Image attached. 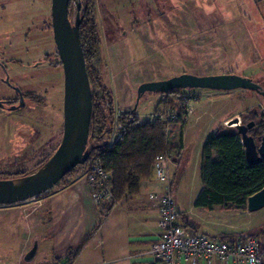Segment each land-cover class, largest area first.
<instances>
[{
    "label": "rangeland",
    "instance_id": "obj_1",
    "mask_svg": "<svg viewBox=\"0 0 264 264\" xmlns=\"http://www.w3.org/2000/svg\"><path fill=\"white\" fill-rule=\"evenodd\" d=\"M94 1L101 60L91 71L112 91L117 109H135L140 120L146 121L151 114L168 108L181 110L185 99L194 95L193 111L169 124V128H181L189 121L186 141L193 157L208 122L228 127L227 121L234 117L240 123L260 121L264 98L247 90L183 89L169 97L145 92L140 99L138 91L143 83L183 74L196 78L236 74L264 87V0ZM50 3L0 0V65L7 67L10 79H16L18 69L41 79L34 87V95H41L40 105L30 104L28 117L22 119L16 112L0 108V179L35 171L51 156L62 136L63 71L52 36ZM36 62L40 66H35ZM4 74L0 68V78ZM28 84L34 86L33 80ZM10 95L0 82V98ZM197 116L201 118L192 125ZM179 132L172 134L179 136ZM115 136L112 133L105 138L111 142ZM187 166V176L181 174L182 168L178 173L181 180L191 178V161ZM60 181L55 188L62 186ZM172 195L176 201L174 189ZM39 198L26 202V212L37 211ZM252 215L253 224H264V207ZM15 216L20 219L13 224ZM22 216L0 212V264H15L34 244L27 240L28 223ZM26 240L29 247L24 251Z\"/></svg>",
    "mask_w": 264,
    "mask_h": 264
},
{
    "label": "crops",
    "instance_id": "obj_2",
    "mask_svg": "<svg viewBox=\"0 0 264 264\" xmlns=\"http://www.w3.org/2000/svg\"><path fill=\"white\" fill-rule=\"evenodd\" d=\"M200 118L197 116L192 125ZM188 122L184 121L181 128L177 125L171 127L172 132L181 130L183 145L180 161L169 163L177 221L191 233H202L213 240L223 241L228 237L235 243L242 237L241 242H244L243 238L256 235L264 229L262 223L253 224L252 212L247 208H207L194 204L202 189L199 170L202 144L206 136L221 124L215 127L213 122H208L193 157L189 155L190 146L186 141ZM189 161L193 167L191 178L184 177L181 180L178 173L182 168L181 174L187 176ZM163 190L164 186L156 185L151 178L141 182L140 190L135 195L124 197L113 205L109 201L95 204L89 197L87 180L82 176L67 186L54 187L40 195L35 213L26 212L25 204L29 199L0 205V212L23 214V219L28 223L27 240L37 245L35 256L30 261H36V264H55L59 260H66L70 264H157L150 249L160 237L158 221L161 213L158 202L151 200L149 194ZM19 219L15 216L13 224ZM243 226L245 228H240ZM258 239L264 244V237ZM27 240L24 251L29 247ZM24 263L23 258L15 262ZM179 264L239 263L231 259H199L195 263L181 260Z\"/></svg>",
    "mask_w": 264,
    "mask_h": 264
},
{
    "label": "trees",
    "instance_id": "obj_3",
    "mask_svg": "<svg viewBox=\"0 0 264 264\" xmlns=\"http://www.w3.org/2000/svg\"><path fill=\"white\" fill-rule=\"evenodd\" d=\"M77 1L80 4L81 17L79 35L92 96L87 143L89 156L82 164L71 169L60 182H64L62 186H67L85 176L92 161L98 159L103 168L109 172L106 184L112 197L108 201L113 205L124 197L137 194L141 182L152 178L153 163L157 155H167L172 162L180 161L183 147L182 134L181 130L179 136L172 134L169 124L173 121H141L136 110L116 108L112 91L100 80L97 72L93 74L91 71L101 60L95 1ZM72 6V1H69V19ZM181 90L183 89H174L163 94L169 97ZM246 90L264 98V95L254 90L244 89ZM172 101L171 99L170 103ZM180 116L182 117L181 114ZM259 120L247 131L257 144L264 135V114L259 115ZM166 127H168L167 133ZM112 133L118 137L110 142V139L105 137L111 136ZM49 157L50 155L45 162ZM45 162L43 161L35 170ZM199 170L202 189L195 199L196 206L245 209L247 198L264 188V161L257 164H249L246 161L240 136L232 126L220 125L213 133L206 136L200 151ZM30 173L32 172L24 173L21 177ZM68 177L70 178L67 179ZM260 236L264 237V229L246 238L258 239ZM246 238H243L244 241ZM241 240L242 237H239L238 241ZM223 241L230 245L234 244L233 241L228 240V237ZM259 243L264 249V244L260 241Z\"/></svg>",
    "mask_w": 264,
    "mask_h": 264
},
{
    "label": "water",
    "instance_id": "obj_4",
    "mask_svg": "<svg viewBox=\"0 0 264 264\" xmlns=\"http://www.w3.org/2000/svg\"><path fill=\"white\" fill-rule=\"evenodd\" d=\"M69 1H73L75 5L73 22L68 16ZM79 12L80 4L76 0H51L52 36L63 71V123L60 142L48 160L34 172L22 177L0 179V205L23 202L49 191L71 169L82 164L89 156L87 143L92 96L79 35L81 21ZM197 88L219 91L250 89L264 95L261 85L236 74H216L200 78L183 74L163 81L143 83L138 91V99L145 92L163 94L174 89ZM254 124V121L240 123L238 117L226 123L227 126L236 128L243 145L245 159L249 164L264 161V135L257 144L253 137L247 134ZM262 207H264V188L246 200V208L250 212ZM36 249L37 245L34 243L23 257L25 263L32 261Z\"/></svg>",
    "mask_w": 264,
    "mask_h": 264
},
{
    "label": "built area",
    "instance_id": "obj_5",
    "mask_svg": "<svg viewBox=\"0 0 264 264\" xmlns=\"http://www.w3.org/2000/svg\"><path fill=\"white\" fill-rule=\"evenodd\" d=\"M196 97L185 99L181 111L168 108L150 115L148 120L177 121L180 114L187 117L192 111ZM168 127L165 128L167 133ZM116 135L113 140H116ZM170 158L167 155H157L153 163L152 181L156 185H163L160 193L151 192L149 198L158 202L161 217L158 221L160 237L152 245L150 253L157 264H179L181 260L195 263L199 259H218L220 261L233 260L236 263L264 264V249L256 238L248 237L244 242H227L213 240L202 233H191L177 221V211L171 190V176L169 173ZM89 188V197L95 203L111 199L112 194L107 187L109 172L102 166L100 160L95 159L90 164L85 175ZM55 264H70L66 260H59Z\"/></svg>",
    "mask_w": 264,
    "mask_h": 264
},
{
    "label": "flooded vegetation",
    "instance_id": "obj_6",
    "mask_svg": "<svg viewBox=\"0 0 264 264\" xmlns=\"http://www.w3.org/2000/svg\"><path fill=\"white\" fill-rule=\"evenodd\" d=\"M34 64H36L35 66H40V62ZM0 68L2 72L5 73L4 78H0V82L5 84L11 92L10 96H3L0 98V103L2 104L0 108L5 111L16 112V115L19 114L22 119H25L30 115V104H33L34 106L40 105L41 95H34V87L37 85V81L40 82L41 79L38 78L35 80L34 77H30L29 74L26 73L25 69H18L17 71L15 68L14 69L17 72L14 74V77L16 79H10L7 67L0 65ZM32 80L34 86L31 87L28 83Z\"/></svg>",
    "mask_w": 264,
    "mask_h": 264
}]
</instances>
